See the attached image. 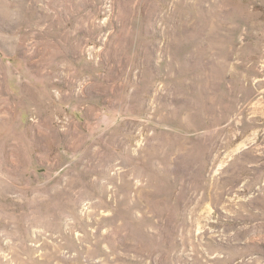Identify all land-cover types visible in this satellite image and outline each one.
<instances>
[{"label":"rangeland","instance_id":"obj_1","mask_svg":"<svg viewBox=\"0 0 264 264\" xmlns=\"http://www.w3.org/2000/svg\"><path fill=\"white\" fill-rule=\"evenodd\" d=\"M0 264H264V0H0Z\"/></svg>","mask_w":264,"mask_h":264}]
</instances>
